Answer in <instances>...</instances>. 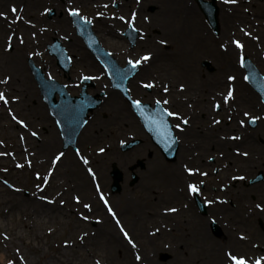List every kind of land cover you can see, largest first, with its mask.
<instances>
[{
  "label": "rangeland",
  "instance_id": "1",
  "mask_svg": "<svg viewBox=\"0 0 264 264\" xmlns=\"http://www.w3.org/2000/svg\"><path fill=\"white\" fill-rule=\"evenodd\" d=\"M186 1L190 6H195L197 9L194 0ZM227 1L228 3L225 4ZM154 2L158 1L0 0V14H3L0 15V81H6L5 83H0V92H3L7 99V103L0 100V111L2 113L0 114V120L5 118V122H9L8 113L10 111L14 113L13 116L17 117L18 121L19 119L25 120L28 124L26 128L28 134L29 130H31L28 138L34 140L35 145L30 140L28 141L27 137L25 138V143H28L26 146L37 156L39 155L38 148L41 140L43 138H53V143L52 141L50 142L52 144L49 146L46 154L48 160L50 156L61 153L62 158L61 165L58 166L59 170L60 168L67 170L68 167L71 168L73 165L76 167V173L75 178L70 174L73 177L70 180L73 182H81V180L91 182L88 191H84L85 194H82L70 189L69 185L74 183L65 181L66 186H68L67 193H72L75 199L79 197L77 205H72L73 207L64 205L65 209L71 211L68 212L66 217L69 222L68 224L74 220H78L86 229L88 228V230L93 231L104 218L110 224H113L111 223L113 217H115V220L122 217L118 213H116L118 216H115V211L114 213H110L106 212V210L112 209L114 202L118 199L128 198L130 202H145L146 204L143 208L145 213L147 211H160L167 217L168 213L172 212L171 214L174 216L171 218L173 220L179 218L177 222L179 225L176 230L171 234L168 232V240L170 242L163 237L161 245H156L158 246L157 248L152 245L150 246L151 249L148 248L150 254H154L152 259L150 258V260L146 261L148 264H202L204 256L201 255V259H203L200 262L192 261L190 256L192 254L197 257L199 255L198 248L205 245H213L215 247L216 253L222 255L223 264L232 261L230 258L227 259L228 256H224V254L228 255L229 253L238 258H243L248 264H255L258 258H264V103L260 101V97L246 84L245 73L239 67V60L242 55H246L255 64L261 74L264 75V10L260 7V5L264 6V0H235V2H231V0H222L220 2L217 0L219 7V32L217 34L212 32L199 9H197L199 15L197 14L198 17H195L201 24L199 29L201 35L198 33V38H204V41L212 46V50L209 53L200 51L199 49L193 50L187 62V68H189L187 71H189L191 78L184 80L179 76L171 81H164L166 87L172 92L162 94L161 97H165V95L167 97L171 93L167 100L170 107H168V103L167 107H165L167 109L170 108L172 113L178 112L182 116V118L172 120L180 128L186 126L182 122V119L187 120V125L190 124L188 130H191V133H193L192 130L196 127L193 118L202 117V113L199 112L201 106L199 100L201 98L202 101L205 100L207 103L206 110L210 113L212 111L216 112V114L209 113L210 117L207 118L206 122H203V127L206 128L205 131H211L210 137L211 135H216L221 146H217L207 134L202 136L204 141H207L206 143L198 139L196 143H190L188 146L186 140L190 141L195 137L189 134L187 137L186 133H181L182 131L180 130V132H176L180 146L175 161L165 160L158 147L150 142L149 138L142 131L143 127L140 126L139 122H136L137 130H135L130 127L129 119L124 120L120 113H115L114 118L118 122L115 127H112L113 122L112 118L109 117V111L112 108L111 104L113 102L118 103L119 100L123 99L121 98V92L110 86L104 69L94 61L95 59L93 60L90 53L88 54L84 51V49H87L81 45V41L74 33L73 26L68 21L62 22L58 18H54L55 15H59V10L63 12L61 17L65 19L67 18L65 16L67 9H78L81 16L92 22L93 31H96L99 37L111 35L119 39L117 41L123 47L120 52L116 51V49L114 50L112 46L102 39L105 44L104 47L112 51L113 54H123L119 62H123L126 59V55L128 59L125 62H129V60L134 61L139 54L164 55V58L170 64L165 65L162 62V68L156 71L163 78L166 69L169 71L175 63L179 66L186 63H184L183 54L180 51L182 48L178 47L177 44H172L175 41L173 40L174 36L172 37L173 32L168 31L164 34L160 28L152 24L146 26L149 23L148 21L151 22V20L155 19L152 15L153 11L156 10ZM119 3L130 4L123 9L122 6H118ZM12 6L17 8L15 12L12 11ZM138 6L140 12L137 11L136 13V23H138L137 27L144 34H139L140 37L137 41H140V43L136 46L134 45L135 47L133 46L132 48L124 36V28H126L127 23H134L129 21V12H132ZM49 8L57 10H55L56 14L52 16L53 18L51 17L50 19L46 17V11ZM120 17H124L125 20H121ZM172 29L174 30V28ZM245 30L246 32L244 33ZM53 35L57 36L56 38L63 39L62 42L68 47L69 52L75 56L72 65L75 77L78 78L79 74H92L96 80L95 86L97 84L99 89H103L105 94L104 96L102 92H98V94L102 93L101 97L98 95L101 99V106L89 115L88 122L75 143V148L71 146L67 148L63 147L62 138L59 134L60 131L53 118L50 117L48 109L45 107L46 105L39 94V89L30 71L28 61L31 60L35 65L41 67L45 76H51L58 79V81L65 82L62 76L58 74L53 59L47 53L46 46L51 42ZM65 38H69L70 41H67ZM234 41H239L243 45L245 54L236 53V49L239 47H237ZM174 43L177 42L175 41ZM73 47L77 51H73ZM84 53L91 58L93 66L89 63H86L85 66L79 63L81 61L79 58L81 57L82 59V54ZM217 55L218 59L215 60L214 57ZM204 60L211 63V67H213L212 71H208L202 65ZM180 62H183V64H179ZM156 64L154 65V70L156 69ZM200 72L203 75H215L216 78L220 79L222 85L218 86L216 90L209 89L206 85L205 90L203 89L204 91L202 90L201 94L195 92L193 89L196 85L201 86L200 77L202 78V74H198ZM151 73H148V71L147 74L138 73L133 80L127 82V91L129 90L128 84L133 86L131 90L132 98L143 102H151L153 97H159L156 94L150 98L143 96L149 94L145 90L144 85L149 80L155 81L156 75L155 73L153 75ZM172 75L173 72L169 71L168 76L172 77ZM230 76L234 77V79L229 80ZM182 84L186 90H183L181 93L179 86L182 87ZM173 89L179 91L175 92ZM229 89L233 90V96L227 101L225 99L222 100V102H226L223 104L226 107L222 113L220 108L221 98L227 96ZM246 89H250L249 91L253 93V96L248 95L245 101H241L240 93L246 95L247 93H244ZM89 92L91 94L96 93L94 89H89ZM113 93L114 95L112 96ZM15 99H17V102L13 103ZM18 100L21 106H23L21 111H19L20 105H18L19 109L16 108L17 105L15 106L19 102ZM37 107H39L38 110ZM245 113H248V115L246 116ZM130 117H132L131 114ZM253 117H258L257 123L255 127H249L248 121ZM216 121H219V123H216ZM242 121L243 123H241ZM14 128L16 143H22L23 140L19 141V136H21V133H25L24 129L20 127ZM6 130H8V127L0 128V138L7 135L4 132ZM92 130L94 131L92 132ZM244 131L251 132L253 135L255 133L256 136H259L257 142H255L262 147L261 157H258L257 164L255 163L256 165L253 168L251 166L250 168L252 169L247 172L238 168L237 165L241 161L254 162L251 159V151L248 147L245 148L244 143L241 141ZM198 133L201 134L202 131ZM137 137L143 138V142L141 140L142 143L138 145L139 147L136 144L129 150L123 151L121 149V142ZM138 139L140 141V138ZM224 146L229 149L227 155H224ZM140 148L144 149L141 153H139ZM3 149L5 147L0 145V151ZM45 153L43 156H45ZM153 154L165 162L166 166L168 165L169 169L165 174H174L173 172H175L178 179L172 176L171 178L165 177L160 180V171L150 165L155 156L152 157ZM253 157L257 159V157ZM85 160H87V163L84 162ZM113 163L126 176L122 190L115 194H112L109 190L111 182L109 170ZM140 164L143 167H140ZM49 167L52 168L50 164L44 163L41 168L45 172V170L49 171ZM131 167H133V170L138 175V181L134 186H128L127 184ZM187 169H193L194 171L192 174H189ZM259 170L263 174L262 180L248 184V179L254 177ZM6 171V169L0 167V180L6 181L7 176L5 175H8ZM92 173L93 175H91ZM205 173L206 175H204ZM243 178L244 180H241ZM41 179L43 180V178ZM162 180H166V183L162 184ZM39 182L40 179L36 180L29 175L23 176L22 180H18V183L21 184L20 187H22L17 191L19 200L26 199V203L32 204L33 196H35L36 192L35 186ZM189 185H197L199 189L197 192L199 195L201 194V197L204 194L207 195L206 198H201L206 204L205 214H201L196 208L192 195L193 192L190 191ZM248 188L256 189L247 194L239 193ZM235 190L237 191L235 192ZM91 191L92 193L90 194ZM89 195L97 199L100 207L93 206V203L87 198ZM145 195L151 196L150 199L143 201ZM237 195L243 196L236 197ZM159 199H161V202ZM5 201L6 199H3L0 202L1 210L7 205ZM82 205H90V208H83ZM33 208H36V206ZM224 208L229 210L228 214L223 211ZM76 209L79 212L75 211V214L72 213ZM169 209H176V211H169ZM175 221L177 220H174L172 226L168 227V229L174 227ZM199 222H201L200 226H198ZM167 225L171 224L167 223ZM213 225L216 226L218 232H215ZM155 226L156 223L154 221L150 222V219L147 220V217H145V220L140 223L138 228L133 230L134 232L127 227L133 234V238L136 239L138 234L143 236L148 235L151 232L150 230L155 228ZM199 231H202L204 239L199 236ZM0 232H4V227L0 226ZM226 233L229 234L225 235ZM228 235L229 238L237 242L236 245L238 247L234 248L228 241H225ZM63 238V234L54 235L53 237L45 235L40 251L36 252L26 248L24 244L26 239L23 243L17 240L12 245L6 242L5 238L1 237L0 234V264H9L10 261L13 264H61V260H52L49 255L56 252V248L60 246ZM31 246H37V242L31 240ZM144 246L145 243L142 242L140 246L134 247L140 248L139 252L142 253V250L146 248ZM71 252L77 255L74 249H71ZM87 261L90 262L91 260L82 261L81 263H87ZM61 262L62 264H66L64 261ZM97 263L100 264V262ZM68 264H73V262ZM261 264H264V260L261 261Z\"/></svg>",
  "mask_w": 264,
  "mask_h": 264
},
{
  "label": "bare ground",
  "instance_id": "2",
  "mask_svg": "<svg viewBox=\"0 0 264 264\" xmlns=\"http://www.w3.org/2000/svg\"><path fill=\"white\" fill-rule=\"evenodd\" d=\"M157 1L158 2L153 3L156 6V10L152 14L155 19L151 20V22L149 21L147 25L152 24L153 26L160 28V30L164 34L167 33L168 31L173 32L172 33L173 34L172 37L174 36L173 40H175L177 43H174L175 41H173L172 44L173 45L177 44L178 47L182 48L180 51L183 54V58H184L183 61L186 64L179 66L177 63H175L176 66L172 65L171 69L169 70L173 72L171 78L175 79L180 76L184 80H186L187 78L190 79L191 75L189 74V71H187L189 69L187 68L188 67L187 62L189 60L190 53L195 49H199L200 51L203 52L205 51L208 53L211 52L212 50V46L206 41H204L205 40L204 38L201 39L198 38V35L200 34L199 29L201 26L199 21L196 19V17H198L199 15L198 10L196 9L195 6H190L186 0H157ZM129 4L130 3H119V6H122V8L124 9ZM54 18H58V20L62 19L61 20L62 22H66V20H64L61 16H55ZM172 28H174V30ZM184 37H186V39H184ZM100 38L106 41L108 45L112 46L113 49L116 50L123 49L122 44L118 43V41L114 39L115 36L102 35ZM73 51H77L75 47H73ZM122 55L114 54L113 58L120 60ZM157 55L158 54L154 55L151 61L146 65L148 73L152 72L151 68H154L155 67L154 65L156 63L157 64L155 71L160 70V68H162L161 66L162 62L165 65L170 64L167 61V59L164 58V55L163 56H157ZM214 58L215 60H217L218 55L215 56ZM79 63L84 66L86 65V63H90L92 66L94 65L91 58H89V56L86 53L82 54V60ZM179 64H183V62H180ZM229 67L231 68L230 65ZM169 71L168 69H166V71L164 72L166 78H169L167 76ZM200 80H202V83L205 86L207 85L209 89L216 90L218 86L222 85L220 79L218 77L216 78L215 75H209L208 77H205L204 79H200ZM205 88L203 87L201 88L199 85H196V87L193 90L199 93L200 89H205ZM249 90L247 89L245 90L244 93H247L246 95L241 94L239 92L241 95L240 98L241 101H245L248 95L253 96V93ZM152 93L153 95H155V90L154 92L151 91L150 95ZM113 95L114 93L112 94V96ZM15 102H17V99L13 100V103ZM199 104H201L199 112L202 113L203 118L196 117L194 120V125L202 129L204 132L199 134L197 132V129L195 128L192 130L193 133H191V130L186 129L184 131V134L186 133L187 137L188 134L195 137L190 141L186 140L187 141L186 144H188V146L190 143L194 144L197 142L196 140L198 139L202 140L203 143L204 142L206 143L207 141H204L202 136L207 134L208 137L211 140H213L217 146H221L219 144V139L216 138V135H211L210 137L211 131H205L206 129L203 127V122H206L209 116L208 114L209 111L206 110L207 103L205 104V102H201ZM18 105H20L19 111H21L23 106H21L20 101L17 104H15L16 108H18ZM111 107L112 108L109 111L110 112L109 117L112 118V122H113L112 127L113 126L115 127L116 123L118 122V120L114 118V114L120 113L121 117H123L122 119L124 120L129 119L130 127L137 130L136 123L131 119L132 117H130V114H128L129 112L127 106L122 100H119L118 103L113 102L111 104ZM225 107L226 106L223 104L220 107L222 113L224 112ZM38 109L39 107H37V110ZM0 114H2L1 111ZM13 115L14 113L12 111L8 113V116L10 118L9 122H5V118H2V120H0V128L8 127V130L4 131L7 133V135L4 136L3 138H0V145H3L5 147V149L0 151V167L6 169L7 170L6 172H8V175H5L7 176V179H5L6 181L0 180V202L1 200L6 199L5 202L7 203V205L3 208V210L0 209V226L4 227V232H0L1 237L5 238V241L12 245L17 240L23 243L26 239V241L24 242L26 248L30 251L33 250L39 252L42 246L41 244L43 243V237H45V235L49 237H53L54 235L58 236L63 234L64 238L62 239L60 246H58L56 248V252L49 255V257L52 258V260L64 261L66 264L71 262H73V264H98L97 262H100V264H145V263L148 264L146 261L150 260V258L152 259L154 256L153 253L150 254V250H148V248L151 249L150 248L151 245L153 247H155L158 244L161 245L163 237L168 240L169 233L170 234L173 233L176 230L177 226L179 225V223H177L179 221V218H175L174 220L177 221H175L174 227L168 229V227L172 226V223L174 221L173 218H171L174 216L171 214L172 212H170V214L168 213L169 216L167 215V217L163 215L160 211L159 212L147 211V213H145V210L143 209L146 204L145 202L144 203L140 201L130 202L128 198H122L114 202V207L112 206L111 210L108 211L106 210V212H110V213H114L115 211V216L120 215L122 217V218H116V220L115 217H113L111 223H113L114 225L110 224L106 218L100 221L98 227H96L94 231L88 230V228L86 229L85 226L81 224V222L78 220H74L70 224H68L69 222L66 217L68 212L71 211L65 209L64 205L66 206L77 205L78 201H76L74 196H72V193H67L68 186H66L65 181H69V183H74L72 185L68 184L70 186V189H73V191L75 190L78 193H82V194H85L84 191L86 192L88 191L91 182L82 181V180L81 182H75V181L73 182L72 180H70L75 176L76 173V167H74L72 164H71L72 167L71 168L68 167L67 170L63 168H60L59 170L58 166L61 165V158H62L61 153H57L50 156L48 160L46 154L49 146H51V144L53 143L52 141L53 138L51 139L43 138L38 148L39 155L37 156V154H33L30 148L26 146L28 143L27 142L25 143V138L26 137L28 138L31 132V130H29V134H28V131L26 130V128L28 127L27 122L25 120L22 121L20 119L18 121L17 117ZM196 116H198V114H196ZM13 126L24 129L25 133L23 134L21 133V136H19V141L23 140L22 143L21 142H19V144L16 143V138L14 134L15 128ZM93 131L94 130H92V132ZM138 133L140 134V132ZM246 134L247 132L244 131V135ZM254 135L251 134L250 132L249 135H247L242 139V143H244L243 145L245 146V148L248 147V149L251 151L252 153L251 159H253L254 162L252 163V162L241 161L238 164L236 163L238 165V168L246 172L252 169L257 164L258 159L261 157L260 153L262 147L256 143L259 136L256 135L254 136ZM27 140L28 141L30 140V142L33 143V145H35L33 142L34 140H31L29 138ZM17 141H18V136H17ZM51 141L52 143L50 144ZM142 151H144V149L140 148L139 153H141ZM44 153L45 156H43ZM154 155L155 154H153L152 157ZM253 156L257 157V159H254ZM57 157H59V159H57ZM145 159H144V163H145ZM44 163L50 164L52 168L49 167V171L45 170L44 172V169L41 168ZM18 165H22V167ZM150 165L152 167L153 166L156 167L157 168L156 170L160 171L161 173V178H159L160 180L165 177L171 178L172 176H175V178L178 179V176L175 175V172L173 171L172 172L174 174L172 173L165 174V172H168L169 169L167 167L168 165L166 166V163L163 162L160 158H157L156 155L154 156L153 161L150 162ZM251 166L252 168H250ZM42 172L44 173L41 174ZM66 172L68 173V178ZM70 174H72L73 177ZM26 175L32 176L36 180L40 179V182L37 183V186H35L36 192L34 194L35 196H33L32 204L26 203L27 201L26 199L19 200V196L17 194L18 193L17 191H19V189L22 188L20 187L21 184L18 183V180H22L23 176L26 177ZM41 178H43V180ZM123 180L125 179L123 178ZM164 183H166V180H162V184ZM253 189L256 188H251V189L248 188L240 191L239 193L247 194ZM237 190H235V192ZM91 193L92 191L90 192V194ZM241 196L243 195H237L236 197H241ZM150 197L151 196L145 195L143 201H147L148 199H150ZM87 198L91 203H93V206L100 207L97 199L90 197V195L87 196ZM159 201L161 202V199H159ZM35 206L36 208H33ZM82 206L84 208V205ZM75 211L79 212L78 209H76L73 210L72 213H74ZM223 211H225L227 214L229 213V210L226 208H224ZM116 213H118V215ZM145 217H147V220L150 219V222L154 221L156 223L155 228L150 230L151 232H149L148 235L146 236L138 234V236H136V239L133 238L134 236L130 232L128 227L131 229L132 232H134L133 230H136L138 228L140 223H142L145 220ZM167 223L171 225H167ZM200 225L201 222H199L198 226ZM113 226L115 229L113 228ZM125 232L127 233V238L124 234ZM198 234L204 239V235L202 234V231H199ZM227 234L229 233H226L225 235ZM226 239L227 240L225 241H228L232 245V247L234 248L238 247L236 245L237 242L229 238V235L226 237ZM31 240H35L37 242V246H31ZM142 242L145 243L146 248L144 246L145 250H142L143 252L141 253L139 252L140 248L134 246H140ZM168 242L170 241L168 240ZM157 247L158 246H156V248ZM71 249H74L77 252V255L73 254L71 252ZM198 252L199 255H197V257L191 254L190 257L192 261L195 260V262H200L203 259V258L201 259V255H202L204 256V261L202 264H223L222 255L216 253V249L215 247H213V245H208V246L205 245L199 247ZM138 256L140 257V259H137ZM224 256L227 257L228 255L224 254ZM228 258L229 256L227 257V259ZM86 260H91V261L90 262L87 261V263H81L82 261H86ZM61 261L60 263L62 264ZM226 264H234V262L229 261L226 262Z\"/></svg>",
  "mask_w": 264,
  "mask_h": 264
},
{
  "label": "snow or ice",
  "instance_id": "3",
  "mask_svg": "<svg viewBox=\"0 0 264 264\" xmlns=\"http://www.w3.org/2000/svg\"><path fill=\"white\" fill-rule=\"evenodd\" d=\"M231 2H235V0H231ZM12 11L13 12H15L16 11V8L15 7H13L12 8ZM69 14L71 15V16H77L78 14H79V10L78 9H69ZM0 15H3V14H0ZM134 16H135V14H133V18H134ZM120 19L121 20H123L124 19V17H120ZM22 42V41H21ZM234 43L237 45V47H239V48H243V45L242 44H240V42L239 41H234ZM150 59V54H146V55H144L143 57H141V59L140 60H137V61H132V60H129V64L133 67V68H135L137 65H139L140 63H141V61H147V60H149ZM241 62L243 63V60H241ZM85 79H88V77H85ZM234 79V77H229V80H233ZM6 81H0V83H5ZM147 87H149V88H151V87H153V85L152 84H148V85H146ZM233 96V90L232 89H229V91H228V94H227V96L225 97V101H227L229 98H231ZM0 100H3L5 103H7V99H6V97H5V95H4V93L3 92H0ZM135 103V105L137 106V107H140V101H135L134 102ZM157 103H160V101H157ZM164 103H167V101H164ZM217 107H219V105H217ZM167 115H173L174 113H172L171 111H169L168 109H164L163 110ZM245 115L247 116L248 115V113H245ZM258 119V117H253L252 118V120H253V122H255V120H257ZM21 123H23V122H21ZM184 123L185 124H187L188 123V121L187 120H184ZM216 123H219V121H216ZM241 123H243V121L241 122ZM234 139H235V137H234ZM101 151H103V149H101ZM245 155H247L246 153H245ZM57 159H59V157H57ZM85 163H87V160H85L84 161ZM18 166H20V167H22V165H18ZM188 170V172H189V174H192L193 173V169H187ZM89 171H91V169H89ZM204 175H206V173L204 174ZM189 189H190V191H192V192H197L199 189H198V186L197 185H189ZM76 199H77V201L79 202V197H76ZM84 207H86V208H90V205H84ZM111 210V209H110ZM169 211H176V209H169ZM86 218V217H85ZM122 231H123V229H122ZM126 236H127V233L125 232L124 233ZM228 256H229V258L234 262V264H248V262L246 261V260H244L243 258H238L237 256H234V255H232L231 253H229L228 254ZM137 259H140V257L138 256L137 257ZM262 260H264V258H258L256 261H255V264H261V261ZM9 264H13V262H9Z\"/></svg>",
  "mask_w": 264,
  "mask_h": 264
},
{
  "label": "flooded vegetation",
  "instance_id": "4",
  "mask_svg": "<svg viewBox=\"0 0 264 264\" xmlns=\"http://www.w3.org/2000/svg\"><path fill=\"white\" fill-rule=\"evenodd\" d=\"M23 1H26V0H23ZM17 9V8H16ZM55 11V10H54ZM55 14H56V11L54 12ZM58 14L59 15H57V16H62L63 15V12L61 11V10H59L58 11ZM63 18V17H62ZM70 19V18H69ZM60 21L62 20V19H59ZM72 57L74 58L75 56L72 54ZM79 60H82L81 59V57L79 58ZM138 69H140V68H138ZM57 72H58V74L59 75H61L62 76V78L65 80V82H63L66 86H67V90L69 91L70 89V93L72 94V95H76L78 92L76 91V90H74V89H80V86H81V79H83L84 77H89L90 79H91V84H90V86H91V88L92 89H95L96 90V92H100V91H103V89L102 90H100L99 89V87L97 86V84H96V86H95V82H96V80H95V78H94V76H92V74H86L85 73V75L84 74H82V75H80L79 74V77L77 78V77H75V73H74V71H73V68L71 67L70 69H69V71L67 72V73H65L64 71H62L61 69H59V68H57ZM169 74V73H168ZM167 74V75H168ZM73 77H75V78H73ZM129 81H131V80H129ZM128 86L129 87H131V89H132V87L133 86H131V85H129L128 84ZM205 85L201 82V88L203 87V88H205L204 87ZM99 95H100V97L102 96V93H99Z\"/></svg>",
  "mask_w": 264,
  "mask_h": 264
},
{
  "label": "water",
  "instance_id": "5",
  "mask_svg": "<svg viewBox=\"0 0 264 264\" xmlns=\"http://www.w3.org/2000/svg\"><path fill=\"white\" fill-rule=\"evenodd\" d=\"M198 1L201 4V6L203 7L202 9L210 17V19L212 20L213 25L215 26V20H214L215 19V9L212 10L213 12H210L209 9H207L205 7V4H203V2L201 3V0H198ZM253 80H254V77H253ZM43 87H45V86L43 85ZM259 90L264 95V85H260ZM51 100H52V98H50V104H53V101H51ZM60 102H58L59 105H57V106L56 105H52V106H53L54 110L60 111L61 116L59 114V116L57 115V118H58V121L61 123L62 128L64 129L63 125H64L65 121H62V111L63 112L67 111V115H68L67 120L71 121V120H73L72 117H71V112H72V110H74V107L71 106V105H68V102H65V101H62V100ZM76 121H78V120H76ZM73 122H75V121H73ZM145 124H146L147 128L149 130H151V131L153 130V132L156 129V124L153 121L145 120ZM155 132L158 135L157 131H155Z\"/></svg>",
  "mask_w": 264,
  "mask_h": 264
}]
</instances>
